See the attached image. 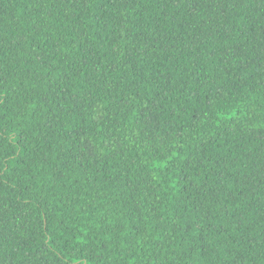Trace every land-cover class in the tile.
<instances>
[{
	"label": "trees",
	"instance_id": "1",
	"mask_svg": "<svg viewBox=\"0 0 264 264\" xmlns=\"http://www.w3.org/2000/svg\"><path fill=\"white\" fill-rule=\"evenodd\" d=\"M0 264H264V0H0Z\"/></svg>",
	"mask_w": 264,
	"mask_h": 264
}]
</instances>
